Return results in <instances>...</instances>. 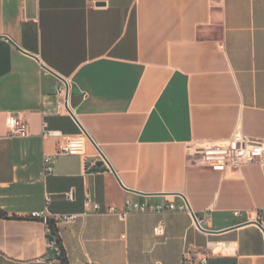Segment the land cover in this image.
Returning <instances> with one entry per match:
<instances>
[{
	"label": "crops",
	"instance_id": "obj_1",
	"mask_svg": "<svg viewBox=\"0 0 264 264\" xmlns=\"http://www.w3.org/2000/svg\"><path fill=\"white\" fill-rule=\"evenodd\" d=\"M61 78L78 120L58 112ZM9 113L28 137H6ZM45 124L84 132L85 154H58ZM238 128L264 139V0H0V264L54 258L49 220L69 264H264V164L190 156ZM101 154L110 168L92 171ZM127 198L209 216L94 211Z\"/></svg>",
	"mask_w": 264,
	"mask_h": 264
},
{
	"label": "built area",
	"instance_id": "obj_2",
	"mask_svg": "<svg viewBox=\"0 0 264 264\" xmlns=\"http://www.w3.org/2000/svg\"><path fill=\"white\" fill-rule=\"evenodd\" d=\"M64 84L58 87L56 90V96L60 99L57 103L58 112H66L77 119L75 109L70 102V83L69 81H63ZM30 135V128L28 122L17 113H9L7 117V138H25ZM43 138H64V142L58 146V154H73L84 155L87 137L84 132L76 137L65 135L61 130L50 129L45 124L42 131ZM95 143V142H94ZM195 158V165L203 168H208L217 172H224L229 168H240L246 164H264V139L253 140L245 136L241 129L238 128L234 135L225 141L209 144L196 148L190 154ZM100 159L104 161V165L109 167L106 158L101 154ZM43 176L52 175L55 172V156L51 154H45L44 158ZM92 162L90 167H93ZM91 203L89 195L86 196V204ZM94 211L97 213L107 212L111 214H117L121 218H126L131 213H166L174 210L189 211L193 214L196 223L200 228H203V223L209 216L208 212H204L202 218H198L197 215L190 209L187 200L184 199V204L176 206L173 201L164 203H149L146 201H136L131 198L125 200V209L118 210L116 207H109L107 210H102V207L98 203L93 205ZM34 215H44L34 214ZM235 215H241L239 210L235 211ZM75 215L65 216L67 220H72ZM259 217H262V212H259ZM259 223V222H258ZM261 225V223H259ZM155 232L157 235H162L165 232V221L161 220L156 226ZM211 247V246H210ZM49 251L53 253L54 258L46 255L44 261L46 264H55L58 260L61 263L59 257L62 254L61 243L59 238H53L48 241ZM194 260L190 254L187 253L182 264H194ZM198 264H206V258L200 260Z\"/></svg>",
	"mask_w": 264,
	"mask_h": 264
},
{
	"label": "trees",
	"instance_id": "obj_3",
	"mask_svg": "<svg viewBox=\"0 0 264 264\" xmlns=\"http://www.w3.org/2000/svg\"><path fill=\"white\" fill-rule=\"evenodd\" d=\"M0 216H3V217L6 216V214L1 209H0ZM47 223H48V229H49L48 239L50 240L56 237L58 238V230H57L55 223L52 220H49ZM61 248H62V254L60 255L59 259L61 263L69 264L62 244H61Z\"/></svg>",
	"mask_w": 264,
	"mask_h": 264
},
{
	"label": "water",
	"instance_id": "obj_4",
	"mask_svg": "<svg viewBox=\"0 0 264 264\" xmlns=\"http://www.w3.org/2000/svg\"><path fill=\"white\" fill-rule=\"evenodd\" d=\"M63 81H65L63 78H61ZM94 163V166L92 168V171H97L101 169L104 166V161L99 158H93L92 161Z\"/></svg>",
	"mask_w": 264,
	"mask_h": 264
}]
</instances>
